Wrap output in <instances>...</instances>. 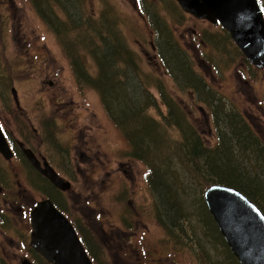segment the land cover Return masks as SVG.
Returning <instances> with one entry per match:
<instances>
[{
    "label": "rangeland",
    "instance_id": "1",
    "mask_svg": "<svg viewBox=\"0 0 264 264\" xmlns=\"http://www.w3.org/2000/svg\"><path fill=\"white\" fill-rule=\"evenodd\" d=\"M49 1L0 0V114L2 110H7L3 112V118L16 124L19 112L11 93L12 87L16 88L20 103L30 105L29 109L32 110L38 105L56 104L63 100L75 106L78 104V119L71 117L65 122L58 120L56 124L49 125L51 140L55 138L65 147L77 133L83 136L86 129H91L94 142L110 171H105L104 166L97 171H86V174L82 171H62L66 179L73 180L75 188L68 195L60 196L53 193V187L35 171H27L29 178L25 171H13L20 176L18 180L21 184L27 187L22 210L27 211L34 201L50 194L51 199H56L65 209L69 203L68 214L84 223L90 243L100 254L101 264H205V261H199L201 247L196 239L204 236L206 227H209L208 216L202 206V200H205L201 198L202 191L207 188L206 182L193 181L190 173L185 171V165L173 159L175 163L169 164V171H178L177 178L185 179L184 184L182 180L178 183L184 190L180 197L185 198L184 207L188 210L189 218L186 223L181 220L184 232L178 225L167 227L166 223L164 225L160 221L161 206L158 207L155 193L149 185L150 171L147 165L130 155L127 140L108 116L100 93L89 85L77 83L68 49L71 52L76 50L79 54L86 53V45L82 47L77 36L80 34L84 39L90 33L94 37L96 25L84 26L83 23L81 26L84 27L77 29L71 22L73 19H70L69 11L79 25L84 19L109 22L107 26L116 32V39L110 29L106 32V28L100 24L101 32L95 37L96 43L98 38L106 39L107 36H112L111 40L114 41L121 40L141 62L144 78L147 81L150 75L155 78L149 79V85L157 105L149 112L158 120H163L167 115L168 106L156 86L157 83L163 84L166 92L188 114L187 119L209 147H214L221 139L219 132L223 137H230L224 132L226 126L221 122L220 127L218 125L221 131L216 127L208 97L200 99L184 91L183 85L178 87L170 72L165 70L158 54L162 31H159L157 23L166 25L164 32L168 28L172 30L176 43L187 51L194 69L214 93L213 98L216 94L221 96L222 101L231 107L228 109L237 111L243 120L251 123L263 140L264 69H258L246 61L229 33L220 25H213L185 12L176 0L53 2L51 7L59 18L56 20L52 16L50 19L57 25L60 23L57 27L64 30L60 35L42 14L44 11L39 10V6L46 9ZM260 2L264 10V0ZM89 28L90 31L86 33L85 30ZM69 41H72V45L68 44ZM87 68L92 74L97 72L91 56ZM49 81L55 84L51 85ZM62 88L66 89L62 93L64 98L58 94ZM46 112L49 114L50 110ZM27 114L38 128L37 113L30 111ZM163 121L165 129L168 121ZM120 161L131 162L125 165L126 171L117 165ZM157 166L164 168L159 163ZM23 185L20 188L24 189ZM66 199L69 202L66 203ZM19 218L22 220L20 215ZM7 227H11V230ZM7 227L0 223V264H23L25 260L28 261L26 258L35 264H49L30 247L29 218L18 223L13 218ZM201 239L205 248L203 254L207 259L223 261V250L217 243L213 245L212 237ZM222 264H229V261Z\"/></svg>",
    "mask_w": 264,
    "mask_h": 264
},
{
    "label": "trees",
    "instance_id": "2",
    "mask_svg": "<svg viewBox=\"0 0 264 264\" xmlns=\"http://www.w3.org/2000/svg\"><path fill=\"white\" fill-rule=\"evenodd\" d=\"M60 1H49L46 9L39 6V10L44 11L42 14L54 26L59 35L64 30H60L58 28L60 23L57 25L55 21L52 22L50 17L53 16L56 20L59 18L51 4L53 6V2ZM69 14L71 15L70 19H73L71 22L77 29H82L92 23L96 25L94 37L90 33L89 37H83L84 39H81L80 34L77 36L80 45L82 47L86 45L87 52L79 54L76 50L74 53L68 49V57L78 77L100 93L109 117L127 140L130 155L147 165L150 171L149 185L155 193L158 207L161 206V217H158L160 221L164 225L166 223L167 227L178 225L184 232L181 220L186 223L189 218L188 210L184 207L186 205L185 198L182 200L180 197L184 190L178 183L179 180H182V184H184L185 179L177 178L178 171H169V164L173 162V159H177L182 165H185V171L190 173L193 181L206 182V187L219 183L238 189L264 213V140L256 134L251 123L243 120L237 111L228 109L230 106L222 101L221 96L216 94L213 98L214 93L194 69L187 51L176 43L172 30L168 28L164 32L163 27L166 25L161 22L157 23L159 31H162V41L158 48L161 63L165 70L170 72L178 87H182V84L184 91L193 93L200 99L208 97L207 100L213 107L212 117L215 119L216 127L219 129L222 122L221 124L226 126L225 134L230 136L223 137L219 132L221 139L214 147L205 144L196 127L190 119H187L189 118L188 114L184 110L182 111L174 97L166 92L164 85L160 83H157L156 86L169 110L163 117V120L168 121L165 129L164 121L153 117L149 110L155 107L157 102L149 85L152 75L148 81L144 78L141 62L121 40L114 41L111 40L112 36L111 38L107 36L106 39L98 38V43H96L95 37L100 35L99 26L101 25L106 28V32L110 29L116 39V32L107 26L109 22L101 23L84 19L79 25L78 21H74L70 11ZM74 16L76 18V15ZM83 23L84 26H81ZM85 31L88 33L90 28ZM110 31L109 35H111ZM68 44L72 45V41H69ZM89 56L96 64L97 72L94 74L87 68ZM246 61L248 60L246 59ZM144 99L146 101L142 103ZM177 112L180 115L178 117ZM219 131L221 130L219 129ZM158 163L161 166L164 165V168H159ZM203 193L204 190L201 195L202 199ZM202 206L208 216L209 227H206L204 236L196 239V243L201 247L199 261H205V264H222L226 261H229V264H240L227 245L203 200ZM58 207L67 213L61 204ZM72 221L91 257L96 264H101L100 254L90 243L84 223L80 219ZM205 236H211L213 245L217 243L218 247L223 250L221 252L224 256L223 261L208 260L203 254L205 248L201 237L205 238ZM206 241L208 242V240ZM201 256L204 258H200Z\"/></svg>",
    "mask_w": 264,
    "mask_h": 264
},
{
    "label": "water",
    "instance_id": "3",
    "mask_svg": "<svg viewBox=\"0 0 264 264\" xmlns=\"http://www.w3.org/2000/svg\"><path fill=\"white\" fill-rule=\"evenodd\" d=\"M198 19L225 28L247 60L264 68V13L259 0H176ZM17 97V91L12 89ZM0 129V151L9 157ZM31 162L57 188L67 191L71 182L51 166L43 169L32 150ZM206 204L229 248L240 264H264V213L246 195L227 185L213 184L204 193ZM31 245L52 264H94L73 224L49 199L32 211ZM23 264H29L23 262Z\"/></svg>",
    "mask_w": 264,
    "mask_h": 264
},
{
    "label": "flooded vegetation",
    "instance_id": "4",
    "mask_svg": "<svg viewBox=\"0 0 264 264\" xmlns=\"http://www.w3.org/2000/svg\"><path fill=\"white\" fill-rule=\"evenodd\" d=\"M43 63H45V60H43ZM71 68L77 83L80 82L88 85L78 77L72 65ZM41 69L46 70L45 67H41ZM49 83L51 85L55 84V82L52 81H49ZM59 90L60 92L58 91V94L66 92L64 88ZM61 96L64 98L63 94ZM13 98L16 101V109L19 112V115L16 117V124H12L11 121L3 118V112L7 110H2L0 114V127L6 138L5 145L8 146L11 154L7 157L0 151V223L3 222V226L5 227H7V225L10 226L13 218L17 220V223L22 221L25 222L28 218L30 221V211L38 201H34L32 207L27 211L22 210L25 205L24 199L27 187L21 184L20 180H18L20 176L18 173H13V171H25L27 178H29L27 171H35L38 176L53 187V193H56L58 196L63 194L68 195L69 193V191H62L56 188L52 182L40 172V169L31 162L25 150H32L41 168L45 169L46 165H49L64 179H66V177L63 176L64 174L62 171H82L83 174H86V171H97V169L103 166L105 167V171H110V169L107 168L106 161L102 158L100 148L96 146L94 142L95 136L91 129H86V131L83 132V136L77 133L76 136L72 137V141L65 147L57 139L54 138L53 141L51 140L48 130L49 125L56 124L58 120L65 122L70 120L71 117H76L78 119L80 107L78 104L75 106L63 100L61 103L56 104H37L38 106L32 110L29 109V107H31L30 105H23L20 103L18 95L17 97L13 96ZM13 106L14 105L11 106V109ZM48 109L50 110L49 114L46 112ZM30 111H33L34 114L37 113L36 121L39 125L38 128L35 127L33 118L31 119L29 114H27ZM95 115L96 114H93V116ZM84 117L87 122V115ZM128 163L131 162L120 161L117 165L126 171L125 165ZM69 181H71L72 189H74L73 180ZM22 185L24 189L20 188ZM55 202V204L59 206L60 203L57 200ZM67 202L69 201L66 199V203ZM68 205L69 203L67 204V211H69ZM19 215L22 217V220L19 218ZM7 229L11 230V227H7Z\"/></svg>",
    "mask_w": 264,
    "mask_h": 264
}]
</instances>
